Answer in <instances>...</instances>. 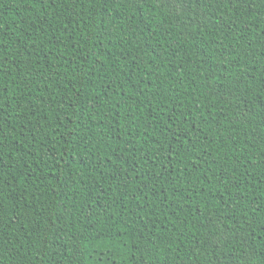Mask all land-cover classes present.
<instances>
[{"label": "trees", "instance_id": "16d2710c", "mask_svg": "<svg viewBox=\"0 0 264 264\" xmlns=\"http://www.w3.org/2000/svg\"><path fill=\"white\" fill-rule=\"evenodd\" d=\"M0 264H264V0H0Z\"/></svg>", "mask_w": 264, "mask_h": 264}]
</instances>
